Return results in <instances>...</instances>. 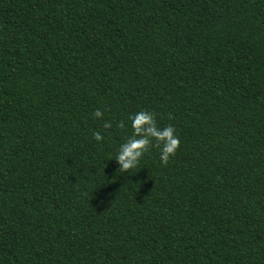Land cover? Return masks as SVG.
<instances>
[{
  "label": "trees",
  "instance_id": "1",
  "mask_svg": "<svg viewBox=\"0 0 264 264\" xmlns=\"http://www.w3.org/2000/svg\"><path fill=\"white\" fill-rule=\"evenodd\" d=\"M0 264H264V0H0Z\"/></svg>",
  "mask_w": 264,
  "mask_h": 264
},
{
  "label": "clouds",
  "instance_id": "2",
  "mask_svg": "<svg viewBox=\"0 0 264 264\" xmlns=\"http://www.w3.org/2000/svg\"><path fill=\"white\" fill-rule=\"evenodd\" d=\"M92 115L94 119L100 120L104 113L97 109ZM128 121H130L131 135L119 145L114 158L111 159L117 165L116 172L120 175L125 173L130 175V170L138 167L141 158L149 151V148L158 149L160 163L167 165L180 144L174 127L171 125L159 127L155 116L143 110L129 114ZM124 126L123 123L119 125V127ZM111 127L112 124L107 121L103 124L104 129ZM92 138L97 143L104 140V136L98 131H93Z\"/></svg>",
  "mask_w": 264,
  "mask_h": 264
}]
</instances>
